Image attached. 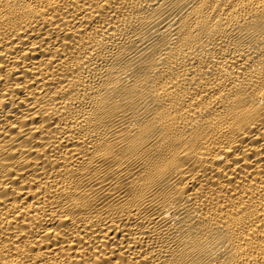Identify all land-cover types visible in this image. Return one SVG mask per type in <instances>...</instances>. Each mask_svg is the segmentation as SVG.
Segmentation results:
<instances>
[{"label":"bare ground","instance_id":"bare-ground-1","mask_svg":"<svg viewBox=\"0 0 264 264\" xmlns=\"http://www.w3.org/2000/svg\"><path fill=\"white\" fill-rule=\"evenodd\" d=\"M0 264H264V0H0Z\"/></svg>","mask_w":264,"mask_h":264}]
</instances>
